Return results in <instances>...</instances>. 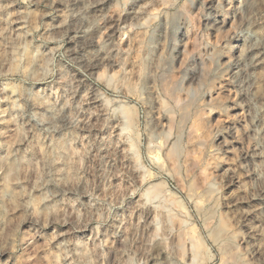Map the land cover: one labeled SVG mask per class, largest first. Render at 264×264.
<instances>
[{
	"label": "rangeland",
	"instance_id": "obj_1",
	"mask_svg": "<svg viewBox=\"0 0 264 264\" xmlns=\"http://www.w3.org/2000/svg\"><path fill=\"white\" fill-rule=\"evenodd\" d=\"M216 2L0 0V264H264V157L232 163L214 107L237 89L172 106L165 66L193 79L196 29L236 22Z\"/></svg>",
	"mask_w": 264,
	"mask_h": 264
},
{
	"label": "clouds",
	"instance_id": "obj_2",
	"mask_svg": "<svg viewBox=\"0 0 264 264\" xmlns=\"http://www.w3.org/2000/svg\"><path fill=\"white\" fill-rule=\"evenodd\" d=\"M233 3L234 0H227L228 7H225V0L216 2L217 8L225 16L232 12L236 20L230 32L222 31L221 42L231 36H239L243 47L239 44L221 47V42H213L206 32L196 29L194 45L199 52L200 63L194 66V78L189 80L185 71L180 78L172 80L177 72L175 62L165 67L167 77L172 82L174 109H179L182 104L195 105L204 95L213 92L220 81H231L237 89L235 96L218 97L214 107L229 120L243 121L241 127L231 130L234 139L244 145L236 150V159L231 161L238 164L240 156L248 152L250 144L254 146L255 155L264 157V71L254 70L256 65L264 64V59H261L264 57V0H236L238 6L235 8ZM254 49H260V52L249 58L248 53ZM185 84L189 86L185 87ZM181 96L186 99L179 100ZM232 99L237 100V107L245 110L243 116L229 115L231 109L226 101ZM215 127L217 133L230 131L219 125ZM230 142L225 139L224 145ZM257 170H264V163ZM261 178L264 179V176Z\"/></svg>",
	"mask_w": 264,
	"mask_h": 264
},
{
	"label": "bare ground",
	"instance_id": "obj_3",
	"mask_svg": "<svg viewBox=\"0 0 264 264\" xmlns=\"http://www.w3.org/2000/svg\"><path fill=\"white\" fill-rule=\"evenodd\" d=\"M260 52V49H254L252 52L248 53L249 58H251L254 54H257ZM263 57H261L262 59Z\"/></svg>",
	"mask_w": 264,
	"mask_h": 264
}]
</instances>
